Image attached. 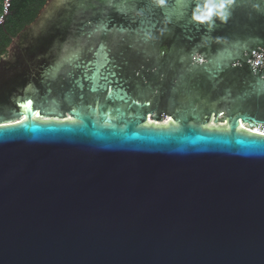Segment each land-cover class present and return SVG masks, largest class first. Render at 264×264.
<instances>
[{"label": "water", "instance_id": "95a60500", "mask_svg": "<svg viewBox=\"0 0 264 264\" xmlns=\"http://www.w3.org/2000/svg\"><path fill=\"white\" fill-rule=\"evenodd\" d=\"M204 2L46 0L11 37L0 264H264V0Z\"/></svg>", "mask_w": 264, "mask_h": 264}, {"label": "trees", "instance_id": "16d2710c", "mask_svg": "<svg viewBox=\"0 0 264 264\" xmlns=\"http://www.w3.org/2000/svg\"><path fill=\"white\" fill-rule=\"evenodd\" d=\"M46 0H9L3 21L0 23V55L6 54V46L24 25L31 22ZM0 5V14L3 13Z\"/></svg>", "mask_w": 264, "mask_h": 264}, {"label": "flooded vegetation", "instance_id": "af4514ba", "mask_svg": "<svg viewBox=\"0 0 264 264\" xmlns=\"http://www.w3.org/2000/svg\"><path fill=\"white\" fill-rule=\"evenodd\" d=\"M161 49H163V47H161ZM136 86H139V87H142L143 88V86H146V85H127V90L128 91H131L132 93H136V91H137V89L135 90V87ZM149 86V85H148ZM153 86V85H152ZM150 87V86H149ZM146 91H148V90H146ZM156 90H154V92H155ZM158 99H159V105H160V107L158 108V110H155L154 112H149L148 110L147 111H145L143 114H142V110L140 111V113L143 115V118H141L140 119V124L142 125V124H147V125H161L162 123H166V122H168V121H171V119H170V116L167 114V112L165 111V109H164V107H163V96H162V94L160 93L159 94V97H158ZM99 102H102L101 100H98L97 99V104L99 103ZM129 112L130 113H134V112H136V111H134V109H130L129 110ZM64 113H65V118L67 119V120H69V119H71V117L68 115V113H67V111H64ZM139 113V114H140ZM150 114V115H149ZM212 118L213 117H211L209 120H210V122H211V120H212ZM208 126H210V127H213L214 125L213 124H210V125H208ZM216 127H226V124H220V126H216ZM241 128H244V127H242V126H240ZM245 129V128H244Z\"/></svg>", "mask_w": 264, "mask_h": 264}, {"label": "clouds", "instance_id": "9594fccd", "mask_svg": "<svg viewBox=\"0 0 264 264\" xmlns=\"http://www.w3.org/2000/svg\"><path fill=\"white\" fill-rule=\"evenodd\" d=\"M159 4H163L164 0H157ZM233 0H205L202 7L196 9L194 18L201 22L211 20L215 15L221 19H226L228 15V6Z\"/></svg>", "mask_w": 264, "mask_h": 264}, {"label": "snow or ice", "instance_id": "6c2138e0", "mask_svg": "<svg viewBox=\"0 0 264 264\" xmlns=\"http://www.w3.org/2000/svg\"><path fill=\"white\" fill-rule=\"evenodd\" d=\"M94 84V86H95V82L93 83ZM32 101L31 100H29V101H27V104H28V106H29V108H31L32 107ZM38 114V113H37ZM150 115V114H149Z\"/></svg>", "mask_w": 264, "mask_h": 264}, {"label": "bare ground", "instance_id": "6f19581e", "mask_svg": "<svg viewBox=\"0 0 264 264\" xmlns=\"http://www.w3.org/2000/svg\"><path fill=\"white\" fill-rule=\"evenodd\" d=\"M254 132H260L261 130L258 129V127H254Z\"/></svg>", "mask_w": 264, "mask_h": 264}, {"label": "rangeland", "instance_id": "374dc122", "mask_svg": "<svg viewBox=\"0 0 264 264\" xmlns=\"http://www.w3.org/2000/svg\"><path fill=\"white\" fill-rule=\"evenodd\" d=\"M0 5H2L3 8H4V0H0ZM219 125H220V124H219Z\"/></svg>", "mask_w": 264, "mask_h": 264}, {"label": "built area", "instance_id": "2783aa9c", "mask_svg": "<svg viewBox=\"0 0 264 264\" xmlns=\"http://www.w3.org/2000/svg\"><path fill=\"white\" fill-rule=\"evenodd\" d=\"M3 12H4V10H3ZM3 15H4V13H1V14H0V17H2ZM253 130H254V129H253Z\"/></svg>", "mask_w": 264, "mask_h": 264}]
</instances>
